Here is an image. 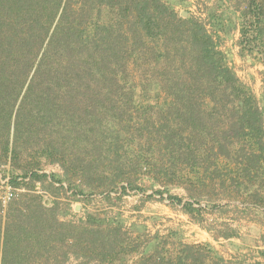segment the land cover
<instances>
[{"label":"trees","instance_id":"trees-1","mask_svg":"<svg viewBox=\"0 0 264 264\" xmlns=\"http://www.w3.org/2000/svg\"><path fill=\"white\" fill-rule=\"evenodd\" d=\"M208 1L199 19L185 0H0V167L29 189L0 202V264H245L97 212L63 220L57 199L66 181L111 203L150 173L159 194L186 188L169 198L201 225L203 197L264 209V110L221 48L239 28L240 54L264 65V0Z\"/></svg>","mask_w":264,"mask_h":264},{"label":"rangeland","instance_id":"rangeland-1","mask_svg":"<svg viewBox=\"0 0 264 264\" xmlns=\"http://www.w3.org/2000/svg\"><path fill=\"white\" fill-rule=\"evenodd\" d=\"M205 2L208 3L209 1L208 0H185L184 4L176 5V9L180 12V14L183 11H187L188 15H194L195 17H198L199 19H204L206 16L205 11H204ZM236 30L237 29H234V31ZM228 54H229V59H230V55L232 54H230V52H228ZM233 67L235 69L234 65ZM237 70L241 71L242 68L237 67ZM238 76L243 77L244 75L241 74ZM251 80H252V83L250 87L257 94V92L260 91L258 80L254 79L253 77H251ZM259 98H260V106L264 110V96L262 97L260 95ZM8 168H9L8 166L0 167V192L4 190L3 188L4 183H2V181L5 179L9 180L10 178V175L8 173ZM40 172L47 173V174H51V173L63 174L64 171L60 163H49V164H46L43 167V169L40 170ZM3 174H5V177H3ZM151 176L152 175L148 173V174H144V176L135 180L134 184L138 188H141V190H138V189L128 190V192L122 195V197L119 199L117 198V196L120 193L111 192V195L114 197L111 203H108L107 200H105L104 198V194H100V193H96L90 196L89 198L86 197L80 200H76L75 198L70 196V194H68L70 191L68 190V184L66 181L62 183L64 187L63 188L60 187V189L57 190V194H58L57 199L63 202L64 204L65 203L68 204L71 208L70 213L67 214L68 216L65 215L67 216L66 218L67 220L78 222L82 217H84V215L82 214V211L79 213L78 212L76 213V211L73 209L74 205H80V206L82 205L85 208H86V205H89L91 208L90 211L97 212L101 215H106L110 223L111 222H113V224H116L118 222L122 223L124 226V229L129 231L132 237L136 236L141 229H144L147 235L159 234L161 237H166L169 243L171 241L172 242L173 241H183L186 243L189 241H192L191 238L185 236V233H186L185 229L180 230V229L174 228L171 231H167L169 227L168 225H166L167 222L163 221L164 218L162 217V215L156 218L151 217L153 216L152 214H150L152 213V209L151 210L145 209L143 212H138V213H132V214L130 213L131 208H133V205L139 204V202H143V204H145L147 201L152 202V200L153 201L157 200V202L159 201L162 202L163 200H165L169 204H174L172 202V199L169 198V195L178 196L182 198L183 200L189 199L188 191L186 190L184 186H172L169 188L168 192L163 191L162 194L157 193V190H163L164 186L154 185V187H152ZM122 183L125 185H128L127 182H122ZM56 185L59 186L60 184L56 183ZM19 187L24 188V190L18 192L16 196H19L25 192H29V189L27 187L23 185ZM33 191L39 194L46 204L51 205L53 203L55 197L50 193V191L44 189L41 186L40 182L36 183V186ZM41 191L44 193H42ZM150 194L152 196H150ZM200 202H201V205L206 206V212L204 215L206 221L204 222V225L206 224V226H209V223H210L209 218L214 212L210 211L211 206L209 205L205 197H203L200 200ZM217 204L222 206L221 209L218 208V210L215 211L217 215H221L222 213H225V214L235 213L236 215L240 216L242 215L241 213H244L246 216H251V218L253 217L258 222L263 223L264 218H262V214L250 215L253 212L251 211L250 208L244 209L246 206L243 205L241 199L229 201L228 199L223 198V199L218 200ZM175 205H178V204L175 203ZM80 208L81 207H77V210H81ZM262 213L264 217V211H262ZM153 222L157 223L159 227H156ZM216 225H219V223ZM137 256H138L137 253H132L130 256V259H135ZM70 258L72 259H69L66 262V264H77L79 262V259L76 258L74 255H71Z\"/></svg>","mask_w":264,"mask_h":264},{"label":"crops","instance_id":"crops-1","mask_svg":"<svg viewBox=\"0 0 264 264\" xmlns=\"http://www.w3.org/2000/svg\"><path fill=\"white\" fill-rule=\"evenodd\" d=\"M239 38L240 33L239 28H237L236 31L222 40L221 48L232 54L230 55V62L235 66L238 75H244L243 77L240 76L244 82L251 86V77L258 80L260 91L256 95L262 96L264 94V65L255 59L247 60L240 54ZM237 67H241L242 70L238 71ZM77 207L79 206L74 205L73 209L76 213L82 211L83 215L90 212L91 209L89 205H86V208L81 205V210H77ZM145 209H152V213L148 212L153 215L152 218L162 215L163 221H166V225L169 227L167 231L174 228L185 229V236L192 239L187 243H208L227 260H242L245 264L264 263V219L263 223H260L244 213H241L240 216L235 213L217 215L214 211L209 218L211 229H208L206 224L201 225L192 221L190 216L182 210L181 205L169 204L165 200L162 202L152 200V202L147 201L145 204L139 202V204L133 205L130 213L143 212ZM250 209L253 212L250 215L262 214V218H264L262 208L253 207ZM67 216H63L62 219H66ZM218 223L219 225H216ZM154 225L159 227L157 223ZM227 231L229 234H226Z\"/></svg>","mask_w":264,"mask_h":264},{"label":"built area","instance_id":"built-area-1","mask_svg":"<svg viewBox=\"0 0 264 264\" xmlns=\"http://www.w3.org/2000/svg\"><path fill=\"white\" fill-rule=\"evenodd\" d=\"M2 183H4V187H3L4 190L0 192V202L3 205L7 204L12 198H14L18 194V192L24 190V188L13 187L12 185L9 184L7 179L3 180ZM70 193L71 192H69V194Z\"/></svg>","mask_w":264,"mask_h":264},{"label":"water","instance_id":"water-1","mask_svg":"<svg viewBox=\"0 0 264 264\" xmlns=\"http://www.w3.org/2000/svg\"><path fill=\"white\" fill-rule=\"evenodd\" d=\"M181 15L186 17V16L188 15V12H187V11H183V12L181 13ZM77 206L80 207V205H77Z\"/></svg>","mask_w":264,"mask_h":264}]
</instances>
